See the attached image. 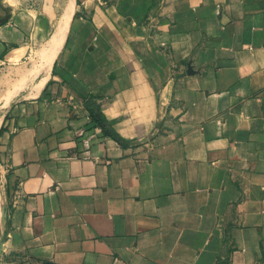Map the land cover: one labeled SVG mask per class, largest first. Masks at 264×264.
Listing matches in <instances>:
<instances>
[{
    "label": "crops",
    "instance_id": "1",
    "mask_svg": "<svg viewBox=\"0 0 264 264\" xmlns=\"http://www.w3.org/2000/svg\"><path fill=\"white\" fill-rule=\"evenodd\" d=\"M0 264H264V0H0Z\"/></svg>",
    "mask_w": 264,
    "mask_h": 264
},
{
    "label": "trees",
    "instance_id": "2",
    "mask_svg": "<svg viewBox=\"0 0 264 264\" xmlns=\"http://www.w3.org/2000/svg\"><path fill=\"white\" fill-rule=\"evenodd\" d=\"M91 114H92L93 119L95 120L96 124L101 128V130H102L103 132H105V133H107L108 135H111V136H113V137H115V138H117V139L120 140L119 137H117L114 133H111V132L109 131V129L107 128L106 123L104 122V120H103L101 117H99L98 113L95 111L94 108H91Z\"/></svg>",
    "mask_w": 264,
    "mask_h": 264
}]
</instances>
